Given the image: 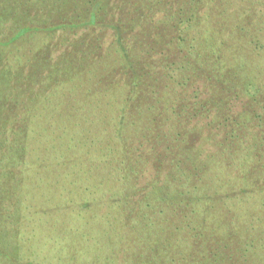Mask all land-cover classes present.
Masks as SVG:
<instances>
[{"label":"trees","instance_id":"obj_1","mask_svg":"<svg viewBox=\"0 0 264 264\" xmlns=\"http://www.w3.org/2000/svg\"><path fill=\"white\" fill-rule=\"evenodd\" d=\"M6 259L264 264V0H0Z\"/></svg>","mask_w":264,"mask_h":264},{"label":"rangeland","instance_id":"obj_2","mask_svg":"<svg viewBox=\"0 0 264 264\" xmlns=\"http://www.w3.org/2000/svg\"><path fill=\"white\" fill-rule=\"evenodd\" d=\"M110 34H111V31L109 32V33H107V35H106V39L108 38L109 39V37L108 36H110ZM74 38H76V36L75 35H69V36H66L65 35V37H64V40H68V41H73V39ZM106 39H105V45L108 43L107 41H106ZM66 49V46H63V47H59V45H58V47L56 48H54V50H53V56L54 57H57L63 50H65ZM2 264H11V262L8 260V259H6V260H3L2 262H1Z\"/></svg>","mask_w":264,"mask_h":264}]
</instances>
